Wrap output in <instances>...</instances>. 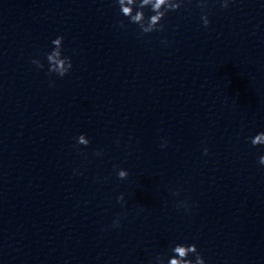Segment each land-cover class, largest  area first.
<instances>
[{
  "label": "clouds",
  "instance_id": "1",
  "mask_svg": "<svg viewBox=\"0 0 264 264\" xmlns=\"http://www.w3.org/2000/svg\"><path fill=\"white\" fill-rule=\"evenodd\" d=\"M119 7V12L122 16L127 17L129 23L138 26L141 35H146L152 32H160L164 30L165 25L162 21L165 19L169 12L178 11L184 0H114ZM230 0H221V7L227 8ZM207 0H199V7L204 8ZM148 8L152 13L150 16L145 15L144 9ZM204 27H208L210 21L207 15L201 17ZM119 27H125L124 21H119ZM63 41L62 35L57 36L51 41L52 50L45 54L48 62L47 74L63 78L72 69L71 57L63 55ZM166 43V41H165ZM31 63L35 64L38 68L43 69L44 64L38 60L33 59ZM252 146H264V131L255 134L250 137ZM90 140L86 134H80L77 137L78 145H89ZM167 143L161 144V147H166ZM204 154H208V149H204ZM97 156L102 155L101 152H96ZM258 163L264 165V155L259 157ZM129 173L125 169H118L117 176L123 180L128 177ZM173 195H179L178 192H174ZM124 200L123 194L117 197L118 202ZM178 208L183 207L186 211H190V207L186 201H182L177 205ZM114 227L120 226L119 218L114 220ZM194 257V259H193ZM155 264H206L205 258L198 250L195 243H175L170 248V254L157 255L155 257Z\"/></svg>",
  "mask_w": 264,
  "mask_h": 264
}]
</instances>
